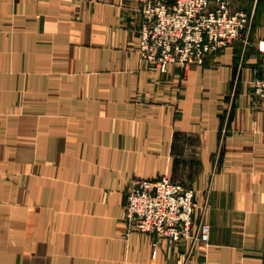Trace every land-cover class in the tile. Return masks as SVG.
I'll use <instances>...</instances> for the list:
<instances>
[{"label": "crops", "instance_id": "0c3cea01", "mask_svg": "<svg viewBox=\"0 0 264 264\" xmlns=\"http://www.w3.org/2000/svg\"><path fill=\"white\" fill-rule=\"evenodd\" d=\"M143 0H0V264H184L125 236L136 178L191 185L194 264H264V0L250 41L161 74L138 52Z\"/></svg>", "mask_w": 264, "mask_h": 264}, {"label": "built area", "instance_id": "2783aa9c", "mask_svg": "<svg viewBox=\"0 0 264 264\" xmlns=\"http://www.w3.org/2000/svg\"><path fill=\"white\" fill-rule=\"evenodd\" d=\"M232 0H143L138 8L141 28L138 52L142 61L161 74L178 69L186 79L194 65L241 41H250L255 13L233 10ZM261 76L252 83L264 98V42L260 49ZM196 190L167 176L136 178L127 191L125 236L154 234L155 246L163 240L188 247L184 264H194L197 246L210 247V225L195 228Z\"/></svg>", "mask_w": 264, "mask_h": 264}, {"label": "rangeland", "instance_id": "374dc122", "mask_svg": "<svg viewBox=\"0 0 264 264\" xmlns=\"http://www.w3.org/2000/svg\"><path fill=\"white\" fill-rule=\"evenodd\" d=\"M141 22H142V20H141Z\"/></svg>", "mask_w": 264, "mask_h": 264}]
</instances>
